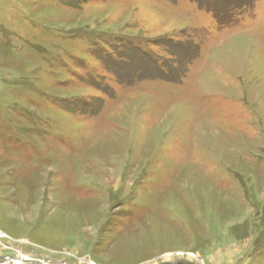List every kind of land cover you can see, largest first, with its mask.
<instances>
[{
  "label": "rangeland",
  "instance_id": "obj_1",
  "mask_svg": "<svg viewBox=\"0 0 264 264\" xmlns=\"http://www.w3.org/2000/svg\"><path fill=\"white\" fill-rule=\"evenodd\" d=\"M3 252L264 264V0H0Z\"/></svg>",
  "mask_w": 264,
  "mask_h": 264
},
{
  "label": "built area",
  "instance_id": "obj_2",
  "mask_svg": "<svg viewBox=\"0 0 264 264\" xmlns=\"http://www.w3.org/2000/svg\"><path fill=\"white\" fill-rule=\"evenodd\" d=\"M8 238V235L0 230V243ZM0 264H43L39 260H35L30 256L24 254L19 250H15L14 252H3L0 249Z\"/></svg>",
  "mask_w": 264,
  "mask_h": 264
}]
</instances>
